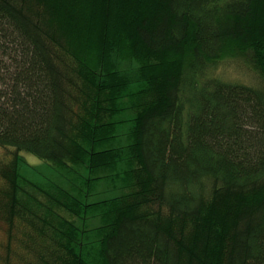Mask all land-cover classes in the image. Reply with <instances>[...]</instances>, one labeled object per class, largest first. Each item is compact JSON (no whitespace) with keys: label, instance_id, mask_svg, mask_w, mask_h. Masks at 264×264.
I'll return each mask as SVG.
<instances>
[{"label":"trees","instance_id":"16d2710c","mask_svg":"<svg viewBox=\"0 0 264 264\" xmlns=\"http://www.w3.org/2000/svg\"><path fill=\"white\" fill-rule=\"evenodd\" d=\"M0 147V264H264V0H0Z\"/></svg>","mask_w":264,"mask_h":264},{"label":"rangeland","instance_id":"374dc122","mask_svg":"<svg viewBox=\"0 0 264 264\" xmlns=\"http://www.w3.org/2000/svg\"><path fill=\"white\" fill-rule=\"evenodd\" d=\"M216 73L225 78H229L237 81H244L250 85H260L262 83L259 73L253 68L252 64L245 59H228L218 64ZM4 148L0 147V153ZM26 158L35 163H39L41 160L34 154L25 153ZM40 165V164H39ZM89 226H92L89 224ZM6 240V234L4 228L0 225V244Z\"/></svg>","mask_w":264,"mask_h":264}]
</instances>
